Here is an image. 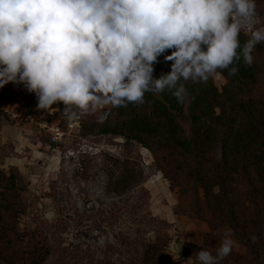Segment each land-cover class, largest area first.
<instances>
[{
    "label": "rangeland",
    "instance_id": "obj_1",
    "mask_svg": "<svg viewBox=\"0 0 264 264\" xmlns=\"http://www.w3.org/2000/svg\"><path fill=\"white\" fill-rule=\"evenodd\" d=\"M257 11L264 26V6ZM253 55L258 82L247 96L264 104V54ZM211 78L220 91L227 84L219 72ZM53 107L39 110L22 84L0 89V264H199L195 253L215 254L228 228L237 245L220 264H264L255 165L217 177L215 200L197 180L194 157L101 134L97 125L115 118L111 105L103 120L89 112L69 121L62 102ZM126 170L136 181L118 192Z\"/></svg>",
    "mask_w": 264,
    "mask_h": 264
},
{
    "label": "clouds",
    "instance_id": "obj_2",
    "mask_svg": "<svg viewBox=\"0 0 264 264\" xmlns=\"http://www.w3.org/2000/svg\"><path fill=\"white\" fill-rule=\"evenodd\" d=\"M260 21L257 0H0V89L22 84L49 113L62 102L69 121L89 112L103 120L108 105H141L148 92L184 102L186 81L207 82L221 69L235 75L238 61L254 62ZM241 33H250L243 44ZM168 50L171 71L154 78ZM236 245L228 228L215 254L194 256L220 264Z\"/></svg>",
    "mask_w": 264,
    "mask_h": 264
},
{
    "label": "trees",
    "instance_id": "obj_3",
    "mask_svg": "<svg viewBox=\"0 0 264 264\" xmlns=\"http://www.w3.org/2000/svg\"><path fill=\"white\" fill-rule=\"evenodd\" d=\"M257 6H264V0H257ZM249 36L241 33V43ZM171 51L158 58L154 78L171 71L173 62L165 59ZM255 52L264 54L263 42L256 45ZM236 66L239 71L235 75L229 69L218 70L227 81L222 91L210 78L201 83L186 81L188 94L184 102H179L168 90L159 94L148 92L144 104L114 107L115 118L97 128L101 134L136 142L153 153L179 151L194 157L199 161L197 180L205 196L215 200L217 192L213 190L217 186L222 190L217 177L223 173L237 172L251 164L256 166L264 183V104L247 96L258 82L257 70L243 59ZM183 124L189 126L188 131ZM218 147L221 159L217 163L214 156ZM135 177L126 170L115 183V190L129 191ZM15 188L13 182L11 189ZM231 220L232 224L237 222L235 217Z\"/></svg>",
    "mask_w": 264,
    "mask_h": 264
},
{
    "label": "built area",
    "instance_id": "obj_4",
    "mask_svg": "<svg viewBox=\"0 0 264 264\" xmlns=\"http://www.w3.org/2000/svg\"><path fill=\"white\" fill-rule=\"evenodd\" d=\"M249 34H250V33H249ZM54 141H58V140L55 138Z\"/></svg>",
    "mask_w": 264,
    "mask_h": 264
}]
</instances>
